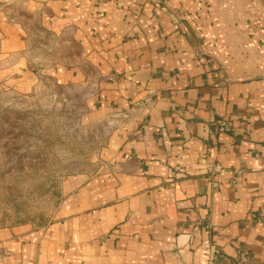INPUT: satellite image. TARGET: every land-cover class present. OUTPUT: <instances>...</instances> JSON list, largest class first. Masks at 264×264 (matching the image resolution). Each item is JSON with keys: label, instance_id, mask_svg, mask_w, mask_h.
<instances>
[{"label": "crops", "instance_id": "obj_1", "mask_svg": "<svg viewBox=\"0 0 264 264\" xmlns=\"http://www.w3.org/2000/svg\"><path fill=\"white\" fill-rule=\"evenodd\" d=\"M24 7L81 48L47 74L87 86L93 120L124 123L51 222L0 227V264H264V0ZM12 19L0 9V51L25 40Z\"/></svg>", "mask_w": 264, "mask_h": 264}, {"label": "rangeland", "instance_id": "obj_2", "mask_svg": "<svg viewBox=\"0 0 264 264\" xmlns=\"http://www.w3.org/2000/svg\"><path fill=\"white\" fill-rule=\"evenodd\" d=\"M24 2L0 7L25 34L20 49L0 51V227L51 222L64 181L99 170L102 148L124 123L93 120L91 90L47 74L58 62L81 61V48L38 24Z\"/></svg>", "mask_w": 264, "mask_h": 264}, {"label": "built area", "instance_id": "obj_3", "mask_svg": "<svg viewBox=\"0 0 264 264\" xmlns=\"http://www.w3.org/2000/svg\"><path fill=\"white\" fill-rule=\"evenodd\" d=\"M199 54V53H198ZM149 103H151V98L150 96H146L144 97L142 100L138 101L136 103V108L137 109H140L142 108L143 106L145 105H148ZM219 129H222L221 127H219ZM223 171V168L220 167L219 165H214L212 168H211V172H222ZM207 257H208V261L210 262H215L217 257H218V250L214 247H209L208 248V251H207Z\"/></svg>", "mask_w": 264, "mask_h": 264}]
</instances>
